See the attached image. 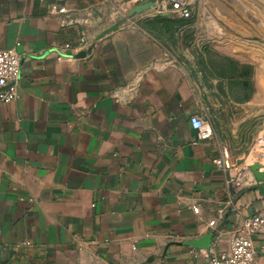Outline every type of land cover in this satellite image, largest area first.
<instances>
[{"label":"crops","instance_id":"0c3cea01","mask_svg":"<svg viewBox=\"0 0 264 264\" xmlns=\"http://www.w3.org/2000/svg\"><path fill=\"white\" fill-rule=\"evenodd\" d=\"M155 1L0 0V49L22 57L19 98L0 104V264H207L264 211L230 184L264 165L257 62L208 38L215 16L193 2L186 21L127 17ZM253 246L264 264V233Z\"/></svg>","mask_w":264,"mask_h":264},{"label":"built area","instance_id":"2783aa9c","mask_svg":"<svg viewBox=\"0 0 264 264\" xmlns=\"http://www.w3.org/2000/svg\"><path fill=\"white\" fill-rule=\"evenodd\" d=\"M157 12L168 11L176 15L182 20H190L192 17V1L191 0H156L155 7ZM60 14H64L65 10L60 9ZM86 43L84 38L79 39L77 47L74 49H81ZM18 46V45H16ZM70 45L61 47L62 51L69 50ZM21 54L13 49H0V104H7L16 101L19 98L18 87L20 83L21 74ZM132 87H120L114 89L110 97L118 104H124L129 95L133 93ZM189 123L193 130L198 132L200 140H205L210 137L211 132L206 122L199 116L193 115L189 117ZM259 149L264 146V137L258 139ZM217 167H222V164L215 162ZM250 173L249 169L245 170ZM230 184L242 190L249 187H256L259 185L250 173V179L244 183L241 175L236 176L230 181ZM195 213L197 210H193ZM214 222L209 225L213 226ZM264 233V211L244 220L242 224L234 231L230 238L227 249L216 255H212L207 260V264H258L255 250L253 246L254 237ZM22 247L30 246V243H21Z\"/></svg>","mask_w":264,"mask_h":264},{"label":"rangeland","instance_id":"374dc122","mask_svg":"<svg viewBox=\"0 0 264 264\" xmlns=\"http://www.w3.org/2000/svg\"><path fill=\"white\" fill-rule=\"evenodd\" d=\"M191 1L193 2V11H210L215 16L213 19L217 21L218 25L213 21L206 25L212 35L206 33L208 38L215 42L213 37L216 35L215 37H218L219 41L228 40L224 44L233 52H238L237 50L241 46L246 49L244 55L248 56L251 61L257 62L264 92V0ZM239 11L242 12V18L235 17V13L239 15ZM248 15H254L251 16L254 20L247 18ZM256 148H259V145Z\"/></svg>","mask_w":264,"mask_h":264},{"label":"water","instance_id":"95a60500","mask_svg":"<svg viewBox=\"0 0 264 264\" xmlns=\"http://www.w3.org/2000/svg\"><path fill=\"white\" fill-rule=\"evenodd\" d=\"M154 7L155 4L153 2L137 5L129 11L127 17L130 18L134 15H139ZM248 169L254 180L257 183H259V185L255 187V190L258 192L260 196L264 197V165L259 162H255L249 165ZM212 236H213L212 234H208L199 241H193L192 243H190V246L193 247L194 249L206 250L210 247Z\"/></svg>","mask_w":264,"mask_h":264},{"label":"bare ground","instance_id":"6f19581e","mask_svg":"<svg viewBox=\"0 0 264 264\" xmlns=\"http://www.w3.org/2000/svg\"><path fill=\"white\" fill-rule=\"evenodd\" d=\"M234 48H236V47H234ZM238 52H240V53H243V54H246V49H244V48H239L238 50H237ZM247 58H248V56H247Z\"/></svg>","mask_w":264,"mask_h":264}]
</instances>
